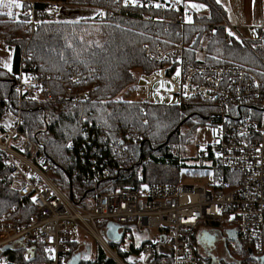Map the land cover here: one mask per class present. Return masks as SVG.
Masks as SVG:
<instances>
[{"label":"built area","instance_id":"1","mask_svg":"<svg viewBox=\"0 0 264 264\" xmlns=\"http://www.w3.org/2000/svg\"><path fill=\"white\" fill-rule=\"evenodd\" d=\"M159 8L177 11L178 25L193 22L190 12H179L173 5ZM48 11L57 14L59 5L51 4ZM118 15L129 20L121 12L111 13L112 17ZM32 16L31 32H34L37 27L34 11L26 12L21 19L24 23ZM186 17L191 18L190 23ZM225 27L232 28L229 24ZM214 32L211 27L209 33ZM249 32L264 46V25ZM154 49L158 56L145 53L146 58L165 67L143 76L147 101L154 98L165 102L172 97L180 103L199 100L208 106L206 123L215 132V142L199 150L196 158L211 175L207 184H121L130 164L136 163L135 157L127 141L108 136L85 113L95 87H86L84 78L88 75V79H93V72L77 71L63 96L42 77L16 81L14 100L6 106L5 131L0 134L3 153L0 183L7 177L19 202L0 218V249L21 241L29 256L39 247L45 264H63L72 253L71 246L81 243L76 233L102 244L107 242L103 222H114L126 229V236L136 234L140 237L138 241H144L137 264H208L198 236L213 225L234 224L235 227H230L237 231L236 242L250 245L254 250L252 257L256 261L261 259L264 255V58L254 52L260 62L258 69L235 64H192L183 56L184 46L180 44L169 49L159 44ZM31 59L32 54L28 61H22L21 71L27 65L28 70L34 69ZM31 101L34 105L64 103L79 112L81 136L76 140L81 144L79 154L75 153V140L68 145L74 153L68 163L78 167L72 171L78 186L73 185L69 173L67 181L55 173L45 145L35 141L38 135L33 137L25 130L24 109ZM150 162L153 159H147L144 164ZM66 189L73 190L74 196ZM153 230L157 235L155 240L150 234ZM164 238L167 252L160 250Z\"/></svg>","mask_w":264,"mask_h":264},{"label":"trees","instance_id":"2","mask_svg":"<svg viewBox=\"0 0 264 264\" xmlns=\"http://www.w3.org/2000/svg\"><path fill=\"white\" fill-rule=\"evenodd\" d=\"M181 2L206 3L210 16L199 17L195 14L191 24L181 26L176 24L177 11L155 7L156 4L167 6L165 0H137L135 7L125 6L124 0H33L23 3L24 11L31 8L33 3L36 13L37 27L31 32V29L24 28L21 19L23 13L18 17L0 13V41L14 51L12 71L0 67V134L5 131L6 106L15 97L14 82L22 72L23 62L28 61L32 54L31 65L34 64L35 67L28 70L27 65L24 71H33L62 96L66 87L71 86L70 78L77 71L84 74L97 72L93 79H88V75L84 78L86 87H95L85 106V113L96 125H101L108 136L122 138L130 144L136 163L130 164L121 184L143 186L181 183L180 173L188 167L186 156L194 145L195 133L205 126L209 109L199 100L176 105L117 101L116 98L136 83L140 75H149L163 66L146 58V46L154 49L160 44L164 49H169V42L172 45L180 44L184 46L183 56L192 64H237L235 61L259 64L258 56L254 52L264 58V47L259 38L247 40L252 42L251 48L229 35V31L221 24L224 11L214 0ZM51 4H58L60 7L96 8L103 15L90 20L57 21L52 17L55 14L48 11ZM113 12H121L129 20L125 21L119 15L112 17ZM179 12H184V8ZM210 27L215 29L213 34H209ZM228 39H231L230 43ZM202 42L207 43V61L216 57L228 61L217 64L206 60L198 61L196 50L202 47ZM205 48L206 46L202 47ZM24 111L25 130L33 137L38 135L35 140L45 145L51 160L57 166L56 174L67 181L69 173L73 185L78 186L72 173L78 167L68 163L69 156L74 154L68 145L70 141H76L81 136L79 112L71 105L57 102L29 104ZM189 116L190 119L180 127L181 122ZM173 132L175 135L169 138ZM142 143L144 146L141 149ZM80 145L76 141V154H79ZM2 157L3 153L0 151V171L3 169ZM149 158L153 162L145 165L144 162ZM198 168L206 167L200 165ZM18 202L19 197L6 177L0 183V218L8 209L17 207ZM106 224L103 222L102 227ZM230 226L213 227L224 234L231 230ZM232 227H235L234 224ZM230 241L233 240L228 239L229 252ZM239 244L242 245L241 248L234 246L238 257L231 254L232 257L240 264H261L252 257L254 250L250 245L247 247L243 242ZM79 245L74 243L71 246L72 253L66 262L76 254ZM97 246L95 259L83 261L81 264H119L99 244ZM110 248L125 264H137L139 250L133 240L127 249L121 244H110ZM27 253V247L21 244L13 251L1 253L0 258H6L9 264H45V257L39 247L31 256Z\"/></svg>","mask_w":264,"mask_h":264},{"label":"rangeland","instance_id":"3","mask_svg":"<svg viewBox=\"0 0 264 264\" xmlns=\"http://www.w3.org/2000/svg\"><path fill=\"white\" fill-rule=\"evenodd\" d=\"M29 1H33V0H29ZM6 2H8V0H3V3H0V6L2 4H5ZM165 2L167 4H171L177 8H179L177 4V0H165ZM26 3V2H24ZM30 3V2H27ZM66 7V6H65ZM68 7V6H67ZM4 8V7H3ZM1 9V8H0ZM20 9V8H19ZM18 9V10H19ZM61 9H63L62 7L60 8V13H61ZM14 15L11 17H15V15L18 17L19 13L14 12ZM55 14V16H52L53 18H55L57 21H62L59 17V14ZM232 33H235L234 31H230ZM242 38H245V35H241ZM172 42V41H171ZM166 43H168V41H166ZM204 44H202V47L204 48V46H206L205 49H202V47H199V50H196V58L199 59L198 61H204V60H209L208 56L209 54H207V43L202 42ZM251 43L249 41H246L247 47H251ZM170 46L172 45V43H168ZM264 50V49H262ZM260 52V51H259ZM263 52V51H262ZM262 57V56H261ZM13 58L12 55V51L9 49V47L3 43L2 41H0V63H11ZM224 61H228L227 59H223L221 57H216L214 60H210L207 62L210 63H222ZM237 64H242V65H246V66H250V67H254L256 69H258V67L260 66V63H256V62H239V61H235ZM94 75H97V72H94ZM140 75L139 79L137 80L136 83H134L133 85H131L130 87H128L119 97H117V101H123V102H138V101H144L146 99V92H145V80L141 78ZM152 103H159L158 101H156L155 99L152 100ZM168 103L169 105H176L178 104V100L170 97L169 100L167 102H165L164 104ZM208 113V111H207ZM6 125L5 121H4V126ZM194 145L191 147L190 153L187 154V168L182 170L180 175L182 178V184L185 185H195V184H207V182L209 181V178L211 177L210 173L208 171H206V169L203 168H198L200 167V164H197V152L199 150H202L205 146L212 144L215 142V136H214V130L212 127L207 126L206 122H205V126L200 127L197 132L195 133L194 136ZM142 149V148H141ZM198 166V167H197ZM151 238L152 239H156L157 235L156 232L153 230L151 231ZM222 234V233H221ZM78 240L83 243L84 245H79V249L78 252H81L84 250V248L86 247H91L90 249V258L89 260L93 261L95 259V253L97 250V243L89 238V237H83V235L81 233H76ZM223 236L226 235V232L224 234H222ZM128 236L125 237V240L127 239ZM230 252L226 251L225 249L222 251V253L219 256V258H223L227 263L231 262V260L233 261V259L235 260L234 257H232V255H235L236 257H238V255L235 252V247L236 246V242L234 241H230ZM108 243V241H107ZM123 244V243H122ZM121 244V245H122ZM108 245L110 246V244L108 243ZM123 246V245H122ZM128 246H123L124 249H127ZM113 250V249H111ZM114 252V251H113ZM115 253V252H114ZM116 254V253H115ZM232 254V255H231ZM131 262V259L129 260ZM234 262V261H233ZM123 264H125L124 262H122ZM236 263V260H235ZM0 264H9L7 259L2 257L0 258Z\"/></svg>","mask_w":264,"mask_h":264},{"label":"crops","instance_id":"4","mask_svg":"<svg viewBox=\"0 0 264 264\" xmlns=\"http://www.w3.org/2000/svg\"><path fill=\"white\" fill-rule=\"evenodd\" d=\"M18 2L23 6L24 2H32L29 0H18ZM214 2L219 5L224 11V17H222V25H226L229 23L237 33L241 35L248 36L249 28H257L264 25V0H220V3H217L216 0ZM8 3V2H6ZM5 3V4H6ZM167 4V3H166ZM190 4H200L204 7L200 9H193L189 7ZM171 5V4H168ZM179 9L182 10L184 8V12H190L193 16L198 15L199 17H209L210 9L206 3L200 2H186L182 4L181 0H178L177 4ZM3 4L0 6V13L7 14L9 9L4 7ZM61 8V7H60ZM61 13L59 10V17L64 22H73L80 20H90L98 17L100 15V10L96 8H86V7H62ZM17 12L22 14L24 11L23 7L19 10L17 8H12V12ZM9 47V46H8ZM12 51V61L11 71L13 69V59H14V51L9 47ZM0 67L9 71L4 67L3 63H0ZM85 242L80 243V245H84ZM85 246V245H84ZM89 247V246H88ZM86 247V248H88ZM91 249V247H89ZM79 249V248H78ZM78 253V252H77Z\"/></svg>","mask_w":264,"mask_h":264},{"label":"bare ground","instance_id":"5","mask_svg":"<svg viewBox=\"0 0 264 264\" xmlns=\"http://www.w3.org/2000/svg\"><path fill=\"white\" fill-rule=\"evenodd\" d=\"M59 9H60V6H59ZM31 10H33L34 11V9H33V3L31 4V8H29L28 10H26V11H24V12H22L23 13V15L26 13V12H28V11H31ZM34 13H35V11H34ZM35 16H36V13H35ZM36 19H37V17H36ZM33 21H34V16H32V17H29L25 22H24V28L26 29V30H29V29H31L32 28V23H33ZM26 24H28L29 25V27L28 28H26ZM227 24H229V23H227ZM230 25V24H229ZM227 31H229V33H230V31H234L235 32V29L232 27V28H227V27H225L224 25H222ZM211 28V27H210ZM209 28V29H210ZM213 28V27H212ZM249 29H251V28H249ZM249 29H248V31H249ZM232 33V32H231ZM210 34V33H209ZM232 36L234 37V38H236L238 41H240L238 38H237V36H240L241 37V34L240 33H237V32H235V33H232ZM243 40L242 41H240V42H242V43H246V41L248 40V39H255V38H253L252 37V35L250 34V32H248V36H245V38H242ZM231 41V39H228V41ZM230 43V42H229ZM264 47V46H263ZM145 53L146 54H149L150 56H154V57H156V56H158V53H157V51L155 50V49H153V48H151V47H149L148 49H146L145 50ZM26 59V57L24 56V60ZM154 63V62H153ZM157 64H159V63H157ZM200 64H205V63H200ZM230 64H234V63H225V64H219V65H230ZM162 65V64H161ZM235 65H240V64H235ZM241 66H243V65H241ZM162 67H165V65H163ZM161 67V68H162ZM159 70V69H158ZM155 72V71H154ZM153 73V72H152ZM151 73V74H152ZM150 75V74H149ZM144 76H146V75H144ZM75 77V76H74ZM31 78H36V79H40V77H39V75H37L36 73H34L33 71H30V72H25V71H22L18 76H17V78H16V81H21V80H25V79H31ZM142 79H143V77H142ZM15 81V82H16ZM14 82V83H15ZM13 89H14V86H13ZM145 92H146V83H145ZM15 93V92H14ZM16 94V93H15ZM152 100H154V98L152 99ZM152 100L149 102V101H147V95H146V99L144 100L145 102H148V103H152ZM169 99H167V101H168ZM166 100H165V102H167ZM159 102V101H158ZM165 102H160V104H164ZM180 103V102H179ZM10 104H12V103H10ZM29 104H34V102L33 101H31V102H28V105ZM166 105H169L168 103H166ZM5 121V120H4ZM206 122H207V120H206ZM207 124V123H206ZM208 126V125H207ZM214 134H215V132H214ZM35 141H37V142H39V143H41L40 141H38V140H35ZM43 144V143H42ZM53 164H54V169H55V173H56V170H57V166H56V164L53 162ZM65 191H68L69 193H70V195H73L74 196V192H73V190H71V189H67V190H65ZM72 193V194H71ZM106 223H109V222H106ZM114 223V222H113ZM115 224H117V223H115ZM107 225V224H106ZM106 225L104 226V228H105V231H106ZM117 225H120V224H117ZM122 226V225H121ZM214 226V225H213ZM212 226V228H210L212 231H213V229H215L214 227ZM210 229H207V230H205V231H209V232H212ZM105 231H104V236H105ZM205 231H203V232H205ZM202 232V233H203ZM201 235V234H200ZM199 235V236H200ZM199 236H198V241H199ZM105 238H106V236H105ZM125 239V235H124V238H123V240ZM106 240H107V238H106ZM123 240L121 241V243L120 244H122V242H123ZM108 241V240H107ZM18 242H21V241H17L16 243H18ZM97 244H99L106 252H107V254L110 256V255H112V257H114L115 259H116V261H118L119 263H121L122 264V261L118 258V256L113 252V250H111V248H110V246L108 245V243L109 244H113V245H120V244H117V243H111L110 241H108V243L107 242H102V244L101 243H99V242H96ZM142 243H144V242H142ZM142 243H140V244H138L137 245V243H136V245L138 246V250H139V252H140V245L142 244ZM14 244L15 243H13V244H10V245H13L14 246ZM8 246V245H7ZM13 249H14V247H13ZM1 250V249H0ZM15 250V249H14ZM160 250L161 251H163V252H167V250H168V247H167V241H166V239L164 238L163 240H162V244H161V246H160ZM2 252H0V254H1ZM264 256V255H263ZM263 256L261 257V259L258 261V262H260L261 263V261H262V258H263ZM111 257V256H110ZM111 257V258H112ZM113 259V258H112ZM235 260H236V264H238V260L235 258ZM83 262V261H82ZM81 262V263H82ZM137 263V262H136ZM63 264H68V262H64Z\"/></svg>","mask_w":264,"mask_h":264},{"label":"water","instance_id":"6","mask_svg":"<svg viewBox=\"0 0 264 264\" xmlns=\"http://www.w3.org/2000/svg\"><path fill=\"white\" fill-rule=\"evenodd\" d=\"M190 117L191 116L187 117L184 121H182L180 124V127L183 126L190 119ZM173 135H175V132H173L169 138H171ZM143 146H144V143H142L141 148H143ZM71 197H73V195H71ZM125 230L126 229L123 226L117 225L113 222H109L106 225L105 236H106L107 240L110 241L111 243L120 244L124 238ZM227 236L229 239L237 241V231L235 229L228 230ZM200 242H202V243L206 242L209 244V246H213L214 238L212 236L207 235V234H203V236L200 237ZM13 250H14L13 245H8V246L3 247L0 250V252L5 253L8 251H13ZM89 258H90V248L88 247L87 253L84 256L80 253H76L68 261V264H81L82 261L89 260ZM261 263L264 264V256L262 258Z\"/></svg>","mask_w":264,"mask_h":264},{"label":"flooded vegetation","instance_id":"7","mask_svg":"<svg viewBox=\"0 0 264 264\" xmlns=\"http://www.w3.org/2000/svg\"><path fill=\"white\" fill-rule=\"evenodd\" d=\"M203 234H207L209 236H212L214 238V244L213 246H209L208 243L204 242H200V237L203 236ZM133 236H129L127 237V239L123 240V246H128L130 247V245L132 244V240L133 242L136 244H140L142 243L143 241H138L137 238H140L138 235L136 234H132ZM126 237V235H125ZM136 239H135V238ZM228 236H227V233L225 236H223L221 233H218L215 229H213L212 232H209V231H205L203 233H201V235L199 236V244L201 245V252L206 255L207 259H208V264H236L235 263V260L233 259V261L231 260V262L227 263L223 258H219L218 255H220L222 253V251L225 249L226 251H228L227 249V242H228ZM234 241V240H233ZM236 242V241H235ZM22 243L21 242H18V243H15L14 244V249H16L18 246H20ZM137 244V245H138ZM236 245H238V247H242L241 244L237 243L236 242ZM127 247V248H128ZM80 254H82L83 256L87 253V248H84L83 251L81 252H78Z\"/></svg>","mask_w":264,"mask_h":264},{"label":"snow or ice","instance_id":"8","mask_svg":"<svg viewBox=\"0 0 264 264\" xmlns=\"http://www.w3.org/2000/svg\"><path fill=\"white\" fill-rule=\"evenodd\" d=\"M178 2V0H177ZM217 3H220V0H216ZM0 3H3V0H0ZM125 6L131 5L133 7L137 6V0H124ZM4 7L8 8L9 11L7 13L8 16H13L14 13L12 12V8H22L23 6L18 2V0H8V3L3 4ZM155 7L159 8L160 5L156 4ZM189 7L193 8V9H200L202 7H204L203 5L200 4H190ZM100 15H103V13H100ZM186 19L188 20V22H191V18L190 17H186ZM229 35H232V33L230 32ZM4 67L7 68L9 71H11V65L10 63H5ZM180 75V70L177 69L176 70V76L178 77ZM187 87V86H185ZM35 199V198H33ZM51 251V250H49ZM143 258V257H142Z\"/></svg>","mask_w":264,"mask_h":264}]
</instances>
